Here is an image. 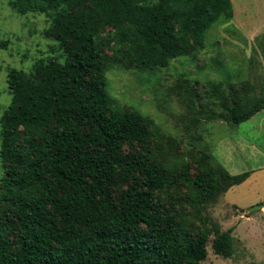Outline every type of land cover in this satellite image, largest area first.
Listing matches in <instances>:
<instances>
[{"label":"trees","instance_id":"16d2710c","mask_svg":"<svg viewBox=\"0 0 264 264\" xmlns=\"http://www.w3.org/2000/svg\"><path fill=\"white\" fill-rule=\"evenodd\" d=\"M10 5L50 18L45 33L63 60L40 57L29 72L8 73L11 102L0 117V264H201L212 232L215 253L231 256L232 229L210 227L201 215L196 225L194 218L251 172L214 166L206 152L189 155L195 174L186 161L171 165L153 149L162 139L154 121L116 108L106 86L118 63L166 66L202 46L212 24L232 16V0ZM225 105L221 115L239 124L264 110V99L243 105L234 97ZM180 185L186 192L177 196Z\"/></svg>","mask_w":264,"mask_h":264},{"label":"rangeland","instance_id":"374dc122","mask_svg":"<svg viewBox=\"0 0 264 264\" xmlns=\"http://www.w3.org/2000/svg\"><path fill=\"white\" fill-rule=\"evenodd\" d=\"M10 2L0 0V42H6L0 47V117L11 102V68L29 72L37 58L63 60L58 42L45 33L50 18L44 13L18 14ZM232 2V16L214 22L204 44L194 51L172 58L166 66L118 63L107 71L106 89L114 106L142 113L159 129L160 147L152 146L159 157L179 168L186 161L195 174L197 163L189 155L206 152L214 166L251 172L246 181L198 208L196 225L204 219L210 227L232 229L234 239V253L224 257L212 247V232L201 264L264 262V110L239 124L221 115L234 97L243 105L264 99V0ZM219 82L223 84L216 91L213 85ZM3 174L0 163V182ZM185 192L180 185L175 195ZM181 204L194 209L184 200Z\"/></svg>","mask_w":264,"mask_h":264},{"label":"water","instance_id":"95a60500","mask_svg":"<svg viewBox=\"0 0 264 264\" xmlns=\"http://www.w3.org/2000/svg\"><path fill=\"white\" fill-rule=\"evenodd\" d=\"M264 205V203L262 204V206Z\"/></svg>","mask_w":264,"mask_h":264}]
</instances>
